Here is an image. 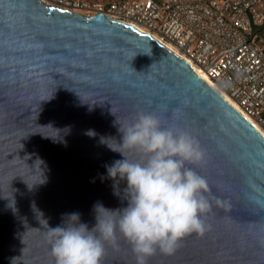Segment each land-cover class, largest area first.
Returning <instances> with one entry per match:
<instances>
[{
    "label": "water",
    "instance_id": "1",
    "mask_svg": "<svg viewBox=\"0 0 264 264\" xmlns=\"http://www.w3.org/2000/svg\"><path fill=\"white\" fill-rule=\"evenodd\" d=\"M139 113L198 141L211 202L203 235L148 264H264V138L148 35L41 0H0V264H55L49 227L127 206L105 166ZM100 264H136L118 232Z\"/></svg>",
    "mask_w": 264,
    "mask_h": 264
},
{
    "label": "clouds",
    "instance_id": "2",
    "mask_svg": "<svg viewBox=\"0 0 264 264\" xmlns=\"http://www.w3.org/2000/svg\"><path fill=\"white\" fill-rule=\"evenodd\" d=\"M120 132L117 147L107 144L123 159L105 167L117 190L126 182L127 206L111 210L97 203L91 229L80 222L78 213L69 214L60 226L49 227L55 264H100L106 244L115 242L117 232L130 244L136 264H148L157 252L172 256L185 237L203 235L209 228L208 183L188 167L204 163L206 154L198 141L186 131L163 127L154 113H139ZM131 151L142 158L130 160L126 152Z\"/></svg>",
    "mask_w": 264,
    "mask_h": 264
},
{
    "label": "built area",
    "instance_id": "3",
    "mask_svg": "<svg viewBox=\"0 0 264 264\" xmlns=\"http://www.w3.org/2000/svg\"><path fill=\"white\" fill-rule=\"evenodd\" d=\"M54 4L83 16L101 14L167 46L163 48L196 69L258 134L264 132V43L253 34V28L264 22V0Z\"/></svg>",
    "mask_w": 264,
    "mask_h": 264
},
{
    "label": "rangeland",
    "instance_id": "4",
    "mask_svg": "<svg viewBox=\"0 0 264 264\" xmlns=\"http://www.w3.org/2000/svg\"><path fill=\"white\" fill-rule=\"evenodd\" d=\"M43 2H45L46 4L48 5H52V6H55L54 4V1L55 0H41ZM66 1H78V2H83V3H91V4H94V3H101L103 5L107 4V3H110L114 0H66ZM258 39L261 40L262 43H264V27L262 28V31L260 33V35L258 36Z\"/></svg>",
    "mask_w": 264,
    "mask_h": 264
},
{
    "label": "bare ground",
    "instance_id": "5",
    "mask_svg": "<svg viewBox=\"0 0 264 264\" xmlns=\"http://www.w3.org/2000/svg\"><path fill=\"white\" fill-rule=\"evenodd\" d=\"M56 7H58V6H56ZM71 12H76V13H79V14H81V15H84L83 13H81V12H78V11H71ZM137 32H141L139 29H137V28H135V27H133ZM163 47H165V48H167V49H169L167 46H163ZM192 69V68H191ZM193 71H194V73L196 74V75H198L201 79H202V81L204 82V83H206L207 85H209L210 86V84L208 83V81L203 77V76H201V74L196 70V69H194L193 68ZM211 88H212V86H210ZM263 138H264V136H263Z\"/></svg>",
    "mask_w": 264,
    "mask_h": 264
},
{
    "label": "trees",
    "instance_id": "6",
    "mask_svg": "<svg viewBox=\"0 0 264 264\" xmlns=\"http://www.w3.org/2000/svg\"><path fill=\"white\" fill-rule=\"evenodd\" d=\"M263 27H264V22L259 27H254L253 28V34L258 37L260 35Z\"/></svg>",
    "mask_w": 264,
    "mask_h": 264
},
{
    "label": "snow or ice",
    "instance_id": "7",
    "mask_svg": "<svg viewBox=\"0 0 264 264\" xmlns=\"http://www.w3.org/2000/svg\"><path fill=\"white\" fill-rule=\"evenodd\" d=\"M262 136H264V132L260 133Z\"/></svg>",
    "mask_w": 264,
    "mask_h": 264
}]
</instances>
